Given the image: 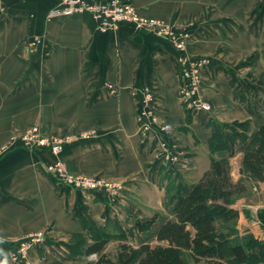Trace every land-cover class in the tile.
<instances>
[{"label":"crops","instance_id":"1","mask_svg":"<svg viewBox=\"0 0 264 264\" xmlns=\"http://www.w3.org/2000/svg\"><path fill=\"white\" fill-rule=\"evenodd\" d=\"M132 1L140 15L187 31L190 57L211 59L198 95L212 110L190 113L183 105L170 41L129 25L103 31L89 15L52 18L58 0H0V264H12L11 246L39 231L48 232L46 243L28 253L30 264L96 260L84 253L106 228L129 230L130 241L153 242L176 215L166 175L184 184L202 176L216 124L242 132L238 126L249 122V139L264 124V108L251 116L235 97L249 72L264 71V0ZM144 89L153 95L158 126L170 125L171 132H140ZM34 125L44 136L75 139L58 156L9 146ZM92 130L95 136L79 137ZM162 144L179 155L177 162L164 160ZM244 147L238 139L230 159L235 180ZM57 160L70 174L109 178L121 190L110 198L65 186L48 172ZM233 207L239 235L264 241V182ZM153 216L152 227L139 231ZM119 242L112 239L105 252L115 253Z\"/></svg>","mask_w":264,"mask_h":264},{"label":"trees","instance_id":"2","mask_svg":"<svg viewBox=\"0 0 264 264\" xmlns=\"http://www.w3.org/2000/svg\"><path fill=\"white\" fill-rule=\"evenodd\" d=\"M264 55V52H263ZM235 97L248 104L252 116L264 108V71L249 72ZM249 122L238 126L216 124L209 140L210 166L193 183H179L173 173L166 175L168 204L175 206V219L161 225L153 242L137 243L129 230H104L99 240L89 245L84 255H96L87 264H264V241L253 235L240 236L237 229L239 211L233 206L249 194L253 186L264 182V124L251 139L246 136ZM230 129L231 133H224ZM245 145L241 159V177L235 180L230 159L235 144ZM226 151L228 158L216 153ZM153 216L139 231L150 229ZM112 239H119L115 253L105 252Z\"/></svg>","mask_w":264,"mask_h":264},{"label":"built area","instance_id":"3","mask_svg":"<svg viewBox=\"0 0 264 264\" xmlns=\"http://www.w3.org/2000/svg\"><path fill=\"white\" fill-rule=\"evenodd\" d=\"M2 7L0 4V12ZM73 15H89L103 30L119 29L122 25H129L135 31H148L158 37L170 41L177 52V73L181 80L180 99L190 113L198 111L210 112L212 105L198 95L201 88L203 70L211 63L207 57L193 58L188 54L187 40L189 33L185 30L173 29L165 22L155 18H147L139 14L132 0H58V6L51 11L50 17H68ZM40 43L39 39L30 43L29 47L34 51ZM108 89L114 93L115 86L108 85ZM144 107L137 116L139 130L147 135L157 130L171 132L170 125L158 126L155 108L151 105L153 95L149 89H144ZM96 135L95 131L82 132L80 138L87 139ZM71 136L46 137L39 126L29 127L24 133L10 139L9 146L20 145L29 150H48L52 155L58 156L64 147L74 141ZM164 160L169 164L178 161L179 155L170 151L162 144ZM48 172L61 184L88 193H100L110 198H115L121 190V185L112 179L101 176H89L84 174H70L64 164L57 160L48 165ZM47 231H39L28 234L16 241L11 246L12 264H30L28 253L36 248L43 247L47 239Z\"/></svg>","mask_w":264,"mask_h":264},{"label":"rangeland","instance_id":"4","mask_svg":"<svg viewBox=\"0 0 264 264\" xmlns=\"http://www.w3.org/2000/svg\"><path fill=\"white\" fill-rule=\"evenodd\" d=\"M47 137V136H46ZM90 176V175H89ZM251 191H257V187L256 186H253L252 190ZM195 264V263H194ZM198 264H205L204 262H200Z\"/></svg>","mask_w":264,"mask_h":264}]
</instances>
